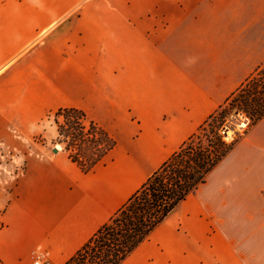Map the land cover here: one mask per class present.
Instances as JSON below:
<instances>
[{
	"label": "crops",
	"instance_id": "obj_1",
	"mask_svg": "<svg viewBox=\"0 0 264 264\" xmlns=\"http://www.w3.org/2000/svg\"><path fill=\"white\" fill-rule=\"evenodd\" d=\"M263 64L264 0H0V264H66ZM62 108L90 173L33 142ZM262 190L264 118L121 264H257Z\"/></svg>",
	"mask_w": 264,
	"mask_h": 264
},
{
	"label": "trees",
	"instance_id": "obj_2",
	"mask_svg": "<svg viewBox=\"0 0 264 264\" xmlns=\"http://www.w3.org/2000/svg\"><path fill=\"white\" fill-rule=\"evenodd\" d=\"M55 118L57 143L84 173L115 148L116 140L86 113L62 108ZM50 115V116H51ZM243 116V132L236 130ZM264 118V64L241 84L66 264H121L176 207L207 180L237 143ZM235 137H228L229 131Z\"/></svg>",
	"mask_w": 264,
	"mask_h": 264
},
{
	"label": "rangeland",
	"instance_id": "obj_3",
	"mask_svg": "<svg viewBox=\"0 0 264 264\" xmlns=\"http://www.w3.org/2000/svg\"><path fill=\"white\" fill-rule=\"evenodd\" d=\"M49 114L45 120L42 122L40 126V132L41 134L39 137H35L33 139V142L46 145L48 144L51 147L54 148H62L64 150L65 144L63 143H57V137L58 134H55L54 136L50 137L51 130H56V124H55V118L53 115ZM241 123H245V126H241ZM248 122L243 116H240V120L237 121L236 124V130L243 132V130L246 128ZM229 139H233L235 137L234 131L230 130ZM258 196V195H257ZM262 197H264V190H262ZM250 212L247 211V216H250ZM256 241V242H255ZM250 244H255V250H257V264H264V229L261 231V234H257V238L255 240H251Z\"/></svg>",
	"mask_w": 264,
	"mask_h": 264
},
{
	"label": "built area",
	"instance_id": "obj_4",
	"mask_svg": "<svg viewBox=\"0 0 264 264\" xmlns=\"http://www.w3.org/2000/svg\"><path fill=\"white\" fill-rule=\"evenodd\" d=\"M34 264H51V262L45 260L43 255L38 252L34 257Z\"/></svg>",
	"mask_w": 264,
	"mask_h": 264
},
{
	"label": "water",
	"instance_id": "obj_5",
	"mask_svg": "<svg viewBox=\"0 0 264 264\" xmlns=\"http://www.w3.org/2000/svg\"><path fill=\"white\" fill-rule=\"evenodd\" d=\"M242 124H245V123H241V126H242ZM228 135H229V133H228ZM53 151H54V152H57V151H58V148H54Z\"/></svg>",
	"mask_w": 264,
	"mask_h": 264
},
{
	"label": "bare ground",
	"instance_id": "obj_6",
	"mask_svg": "<svg viewBox=\"0 0 264 264\" xmlns=\"http://www.w3.org/2000/svg\"><path fill=\"white\" fill-rule=\"evenodd\" d=\"M246 124H242V126H245Z\"/></svg>",
	"mask_w": 264,
	"mask_h": 264
}]
</instances>
